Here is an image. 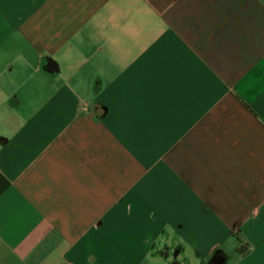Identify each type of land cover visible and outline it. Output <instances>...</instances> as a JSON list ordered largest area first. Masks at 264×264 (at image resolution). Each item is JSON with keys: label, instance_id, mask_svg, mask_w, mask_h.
I'll return each instance as SVG.
<instances>
[{"label": "crops", "instance_id": "crops-1", "mask_svg": "<svg viewBox=\"0 0 264 264\" xmlns=\"http://www.w3.org/2000/svg\"><path fill=\"white\" fill-rule=\"evenodd\" d=\"M0 264H264V0H0Z\"/></svg>", "mask_w": 264, "mask_h": 264}, {"label": "clouds", "instance_id": "clouds-1", "mask_svg": "<svg viewBox=\"0 0 264 264\" xmlns=\"http://www.w3.org/2000/svg\"><path fill=\"white\" fill-rule=\"evenodd\" d=\"M17 61L23 62L22 57L21 56H18L17 57ZM5 134H8V133H5Z\"/></svg>", "mask_w": 264, "mask_h": 264}]
</instances>
